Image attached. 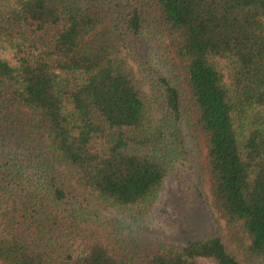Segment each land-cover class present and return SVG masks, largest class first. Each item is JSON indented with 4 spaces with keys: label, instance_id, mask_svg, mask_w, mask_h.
I'll use <instances>...</instances> for the list:
<instances>
[{
    "label": "trees",
    "instance_id": "1",
    "mask_svg": "<svg viewBox=\"0 0 264 264\" xmlns=\"http://www.w3.org/2000/svg\"><path fill=\"white\" fill-rule=\"evenodd\" d=\"M149 1L155 18L139 0H0L14 61L0 57V264H240L218 236L112 250L59 169L104 205L147 211L184 123L204 137L215 206L264 259V0ZM159 32L187 93L161 73L150 108L132 63Z\"/></svg>",
    "mask_w": 264,
    "mask_h": 264
},
{
    "label": "rangeland",
    "instance_id": "2",
    "mask_svg": "<svg viewBox=\"0 0 264 264\" xmlns=\"http://www.w3.org/2000/svg\"><path fill=\"white\" fill-rule=\"evenodd\" d=\"M139 4L147 15L150 13L152 18L157 16L149 0H139ZM157 34L159 36L151 40L146 50L151 60L143 62L144 64L141 62L140 71L137 64L132 63L133 69L138 72L137 75L143 83L142 87L146 98L149 99L150 108H156V99L159 101L158 77L161 73H169L174 83L183 90L182 93H187L182 82L181 65L166 47L168 39L160 32ZM0 57L14 63L8 52H2ZM218 65L226 75V63L219 61ZM153 114L156 118L155 109ZM182 130L186 135L184 138L181 137L184 141L181 147L183 152L172 162L161 192L147 211L139 209L118 211L114 207L104 205L90 196L63 167H59L66 174L68 185L77 202L96 203L100 219L96 223L90 221L87 223L88 227H91L95 238H101L118 253L131 249V252L146 254L160 246L184 245L189 241L218 236L228 252L240 264H264V259L252 262L246 256L245 248L249 240L239 222L228 221L215 206L210 189L207 150L203 135L193 127L188 128L186 123ZM115 219H119L121 223L116 225Z\"/></svg>",
    "mask_w": 264,
    "mask_h": 264
}]
</instances>
